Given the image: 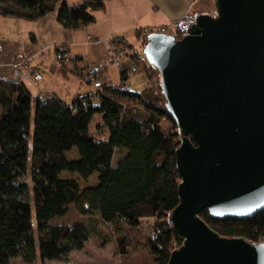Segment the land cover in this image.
<instances>
[{
	"label": "trees",
	"instance_id": "16d2710c",
	"mask_svg": "<svg viewBox=\"0 0 264 264\" xmlns=\"http://www.w3.org/2000/svg\"><path fill=\"white\" fill-rule=\"evenodd\" d=\"M104 7L102 0H0V16L35 21L55 12L64 28L77 30L94 22L93 12ZM114 41L132 47L126 38ZM131 50L125 54L141 58L143 70L159 76L143 53ZM119 78L128 81L127 72L121 71ZM109 83L67 102L53 93L34 95L25 83L0 77V264H11L16 257L27 263L36 257L64 259L81 249L89 227L52 223L70 205L109 227L133 229L152 220L150 264H167L170 252L181 245L182 237L168 220L180 201L174 155L180 133L165 109L160 83L157 94L151 86L134 91L128 82L127 88ZM129 104H140L144 111ZM96 114L100 122L92 129ZM162 118L170 123L167 129ZM74 150L76 155L69 158ZM118 150L125 153L115 158ZM93 174L97 183L83 188L74 178L86 180ZM200 217L221 236L264 241V209L244 219L219 220L207 210ZM117 242L125 253L126 238Z\"/></svg>",
	"mask_w": 264,
	"mask_h": 264
},
{
	"label": "water",
	"instance_id": "95a60500",
	"mask_svg": "<svg viewBox=\"0 0 264 264\" xmlns=\"http://www.w3.org/2000/svg\"><path fill=\"white\" fill-rule=\"evenodd\" d=\"M213 8L194 14L180 39L149 34L142 51L180 133V201L168 220L183 241L167 264H264V241L221 236L200 217L264 209V0Z\"/></svg>",
	"mask_w": 264,
	"mask_h": 264
},
{
	"label": "rangeland",
	"instance_id": "374dc122",
	"mask_svg": "<svg viewBox=\"0 0 264 264\" xmlns=\"http://www.w3.org/2000/svg\"><path fill=\"white\" fill-rule=\"evenodd\" d=\"M209 14L213 15L215 14V9L210 7ZM192 14V13H191ZM3 17V16H0ZM9 17H5L0 19V64L8 63L10 71L12 73V78L18 81H21L27 85L28 88L32 90V94L34 95H41V93L44 92H36L34 90V85L32 83H40L44 87L46 85L54 86L58 90L65 91L68 89V85H66L63 81H57L55 75H53L51 72L44 73L43 75H40V73H35L36 66L38 60H31L30 57L26 54V51L22 50V47H19V43H22L23 45H36L33 47V49H42L44 50L43 56L50 55L51 53L54 54V56L51 58L53 60L54 66L59 68V66L66 65L71 69L73 72H75L77 76L74 75V77L78 78V83H76V86L79 89V95H84L89 93V91H93L94 89L98 88L103 84L102 78L105 76L106 79H110L113 82L120 81L119 74L121 71L127 72L128 75V82L129 83V89L138 91L140 88L143 87H149L151 86L152 89H154V92L157 94L159 92V80L160 77L158 76V73L156 71L151 72H145L143 70V60L138 57V59L133 60L129 56L125 54L126 51L131 50L133 53L136 51L138 55H142V51L144 48L145 43V32L142 31L143 28L137 30L135 32L136 34V40L132 44V47L128 46H122L120 43L114 41L112 39L107 40V45L105 48L102 49V47L99 46H92L90 47V54L89 52H86V62L85 64L80 68L76 69L73 68V64L71 60L61 59L57 58V48L55 47V53L52 46H49L47 48L43 47L42 41H45L43 39H40L39 42L35 44V41L31 37L33 34V26H35V22L28 21V20H20L19 18L15 19H6ZM146 28V27H144ZM176 39H180L182 37L181 34H177ZM16 43H15V42ZM7 43H10L8 47H5ZM58 47V46H57ZM39 50V51H40ZM21 52L25 55V72L26 75L21 74L20 77H18V72L15 71L14 63L16 62L14 59V54L16 52ZM70 55V51L66 52ZM83 54V53H82ZM118 56V57H117ZM71 59H75V57H71ZM115 60V62H114ZM109 61V65L105 66L103 69H99L95 73H91L93 79L89 80L86 79V75L84 73L87 71L92 72V67H97L99 63ZM143 62V63H142ZM33 64V65H32ZM6 65V64H5ZM41 66V65H40ZM1 67V66H0ZM43 67V68H42ZM39 68L40 70H43L45 67L42 66ZM130 68L127 70V68ZM5 69V68H4ZM32 69V72H31ZM34 69V71H33ZM0 71L2 69L0 68ZM47 71V70H46ZM94 72V71H93ZM105 72V74H104ZM4 73L0 72V76H8ZM96 74V75H95ZM11 74H9L10 76ZM73 75V74H72ZM96 76V77H95ZM18 77V78H17ZM31 78H33V82L31 83ZM73 78V76L70 77V80ZM73 78V79H75ZM87 80V81H86ZM122 82V83H126ZM71 84V83H70ZM71 86V85H70ZM39 87V85H38ZM60 92V91H59ZM67 102H70L71 100L67 99ZM165 102V101H164ZM163 103V101H162ZM130 105V104H129ZM160 105V103H159ZM130 106L139 108L140 111H144V108L139 104H131ZM144 113V112H143ZM100 122V115L96 114L91 125L92 129H97L96 123ZM161 125L165 129L170 127V123L167 122L164 118L160 121ZM124 150L117 151L114 155L115 158H118L119 155H122ZM76 155L75 150L71 151L67 154L69 158L74 157ZM63 175H67L68 173L64 172ZM74 178L77 179L79 186L81 188L85 187L86 185H95L97 183V174H93L86 180H83L79 176L75 175ZM32 217H33V211H32ZM91 217H88L84 214H80L75 208L74 205H70L68 207V212L65 214L64 217L61 218H55L52 223L55 224H63V225H75L77 223L82 224L85 227H89L88 231V239L84 242L81 249L73 250L69 254H67V257L64 259H56V260H45L41 261L39 257H36L32 263H27L21 260L20 257L13 258L10 262L11 264H123V263H138V264H150L153 260V256L150 253L149 246L147 245V235L150 222L152 220H145L143 225H140L139 227L128 229L127 226L124 224L119 225L117 228L113 226H107L102 224L100 221H95V217H92V220H90ZM34 221V217H33ZM35 225V224H34ZM126 238V252L121 254L119 252V246H118V238L122 237Z\"/></svg>",
	"mask_w": 264,
	"mask_h": 264
},
{
	"label": "crops",
	"instance_id": "0c3cea01",
	"mask_svg": "<svg viewBox=\"0 0 264 264\" xmlns=\"http://www.w3.org/2000/svg\"><path fill=\"white\" fill-rule=\"evenodd\" d=\"M69 4H78L82 0H65ZM105 3L104 9L99 11H94L95 20L89 26L80 27V29L72 30L64 28L56 19L55 12H49L45 17L37 19L35 21V26H33V34L31 37L35 41H42L43 47L47 48L52 46L53 49L59 44H64L70 51L73 68L75 70L80 69L86 62L87 54H90V47L99 46L105 48L107 45V40L114 38H126L128 42L134 43L136 40L135 32L146 26H157L166 25L187 14H196L205 12L208 13L210 7H212L214 0H102ZM5 17H0V19ZM15 19V18H6ZM16 20V19H15ZM21 20V19H20ZM1 21V20H0ZM15 42V41H14ZM16 43V42H15ZM10 43H7L5 47H8ZM36 45H23L19 43V47L26 51V54L31 60H38L35 64V73H40L43 75L48 71L55 75L57 81H63L68 85V89L62 91L58 90L54 86L45 87L40 83H32L33 78H31L32 85L35 84L34 90L36 92H44L46 94L53 93L58 97H61L65 101L67 99L71 100L75 96H79V89L76 86L79 80L78 75L69 69L68 66L62 65L57 68L54 66L53 60L51 58L54 56L53 53L47 56H43L44 50L33 49ZM40 50V51H39ZM55 53V49H54ZM83 53V54H82ZM6 64V65H5ZM0 64V68L6 78H12V73L10 71L8 63ZM33 65V64H32ZM41 65V66H40ZM44 66L43 70L39 68ZM5 68V69H4ZM43 68V67H42ZM47 70V71H46ZM34 71V69H33ZM32 72V69H31ZM9 74H11L9 76ZM33 74V72H32ZM73 74V75H72ZM105 74V72H104ZM77 76L76 78L74 77ZM73 76L75 79H71ZM1 77V76H0ZM2 77V78H4ZM104 82H113L110 79H106L104 76L102 78ZM117 82V81H115ZM114 82V83H115ZM71 83V84H70ZM39 85V87H38ZM71 85V86H70ZM32 93V90L28 88ZM60 91V92H59ZM41 93V94H44ZM135 263V262H134ZM132 263V264H134Z\"/></svg>",
	"mask_w": 264,
	"mask_h": 264
},
{
	"label": "built area",
	"instance_id": "2783aa9c",
	"mask_svg": "<svg viewBox=\"0 0 264 264\" xmlns=\"http://www.w3.org/2000/svg\"><path fill=\"white\" fill-rule=\"evenodd\" d=\"M194 14H187L181 18H179V20H175L173 22H170L166 25H157V26H146V28H143L142 31H146L145 32V39L147 38V36L151 33L154 34H158V33H163L165 35H172L174 38H177V34H181L182 36L184 34H187L188 32L186 31L188 29V27L190 26V24L194 25L195 21H194ZM57 48V58H61V59H66V60H71V55H69L68 53V48L66 47V45L64 44H59ZM118 57V56H117ZM16 61L14 63V67H15V71L18 72V77L21 76V74L26 75L25 72V55L22 54L21 52H16L14 54V59L13 61ZM115 62V60H114ZM109 65V61L106 62H102L99 63L97 65V67H92V72L91 71H87V73L85 72L84 75H86V79L92 80V74L95 72L96 69H103L105 66ZM127 68V67H126ZM128 69V68H127ZM94 71V72H93ZM92 73V74H91ZM17 77V78H18ZM109 85H111L112 87H123V88H127V82L126 83H120V81L117 82H110Z\"/></svg>",
	"mask_w": 264,
	"mask_h": 264
}]
</instances>
